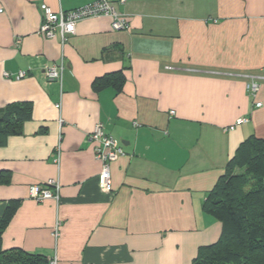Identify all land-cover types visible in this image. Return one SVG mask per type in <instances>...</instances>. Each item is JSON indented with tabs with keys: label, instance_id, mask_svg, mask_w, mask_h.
I'll list each match as a JSON object with an SVG mask.
<instances>
[{
	"label": "crops",
	"instance_id": "crops-1",
	"mask_svg": "<svg viewBox=\"0 0 264 264\" xmlns=\"http://www.w3.org/2000/svg\"><path fill=\"white\" fill-rule=\"evenodd\" d=\"M92 1L0 0V107L26 111L0 144V215L16 201L2 247L57 264H191L221 235L207 193L240 143L264 139V81L252 97L243 76L264 74V0H126L124 29L98 15L65 42L39 33L41 4ZM58 63L60 82L45 75ZM96 124L123 151L111 191L97 179ZM49 179L58 201L29 197Z\"/></svg>",
	"mask_w": 264,
	"mask_h": 264
},
{
	"label": "trees",
	"instance_id": "trees-1",
	"mask_svg": "<svg viewBox=\"0 0 264 264\" xmlns=\"http://www.w3.org/2000/svg\"><path fill=\"white\" fill-rule=\"evenodd\" d=\"M25 116L23 106L0 107V144ZM7 181L8 175L0 171V182ZM15 202L9 201L0 215V264H49L44 254L2 247ZM203 208L221 222V235L202 247L191 264H264V139L250 136L239 144L225 173L207 193Z\"/></svg>",
	"mask_w": 264,
	"mask_h": 264
},
{
	"label": "built area",
	"instance_id": "built-area-1",
	"mask_svg": "<svg viewBox=\"0 0 264 264\" xmlns=\"http://www.w3.org/2000/svg\"><path fill=\"white\" fill-rule=\"evenodd\" d=\"M126 0H93L81 7L70 11L54 12L46 4L40 5L42 12V23L39 33L46 37H54L59 35L62 42H65L70 34L75 32L76 23L86 17L107 15L111 19V26L115 30L124 29L128 26V19L124 13L116 9V5H122ZM63 65L61 63L54 64L46 68L45 75L52 80L61 81ZM23 72L16 74L18 78ZM247 78V89L249 95L256 96L261 82L264 81L262 75H243ZM261 101H256L255 105L260 106ZM171 113H173L171 111ZM245 118L238 119L234 123L228 125L226 129L232 130L236 125L245 121ZM90 141L93 142V151L95 158L100 162V170L98 173V183L103 191H111V163L123 154L121 147L117 141L107 134L100 124H96L89 134ZM58 159V157H56ZM29 197L42 201L52 198L59 200V184L58 181L49 179L45 184H34L28 189ZM60 221L57 219L53 229V236L59 235ZM56 254L49 257V264H57Z\"/></svg>",
	"mask_w": 264,
	"mask_h": 264
},
{
	"label": "rangeland",
	"instance_id": "rangeland-1",
	"mask_svg": "<svg viewBox=\"0 0 264 264\" xmlns=\"http://www.w3.org/2000/svg\"><path fill=\"white\" fill-rule=\"evenodd\" d=\"M235 172H240V171L236 170V171H234V173H235Z\"/></svg>",
	"mask_w": 264,
	"mask_h": 264
}]
</instances>
